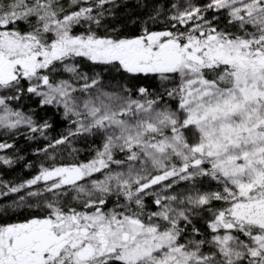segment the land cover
<instances>
[{"label": "snow or ice", "instance_id": "snow-or-ice-1", "mask_svg": "<svg viewBox=\"0 0 264 264\" xmlns=\"http://www.w3.org/2000/svg\"><path fill=\"white\" fill-rule=\"evenodd\" d=\"M21 164L0 264H264V0H0Z\"/></svg>", "mask_w": 264, "mask_h": 264}, {"label": "trees", "instance_id": "trees-1", "mask_svg": "<svg viewBox=\"0 0 264 264\" xmlns=\"http://www.w3.org/2000/svg\"><path fill=\"white\" fill-rule=\"evenodd\" d=\"M55 121H56V126H55V130L52 134H55L56 132H59L60 130H62V128L64 127V125L62 123L59 122V117H56L54 118ZM18 143L21 145V146H24L26 144V141H24L23 139L19 140ZM80 145H77V147H79ZM28 153L31 152V148H28L26 150ZM80 158L81 159H85L87 158L86 157V154L82 151L81 154H80ZM27 159L28 160H32V159H35L34 157H32L30 154L27 156ZM31 174L30 170H27L24 168L23 164L21 165H18L13 171L11 172H8L6 174H0L2 175V178L3 179H11V178H21V177H24V178H27L29 175Z\"/></svg>", "mask_w": 264, "mask_h": 264}]
</instances>
